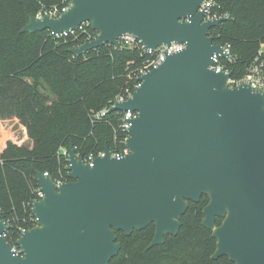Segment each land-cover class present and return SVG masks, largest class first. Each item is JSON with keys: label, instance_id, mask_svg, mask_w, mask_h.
<instances>
[{"label": "water", "instance_id": "1", "mask_svg": "<svg viewBox=\"0 0 264 264\" xmlns=\"http://www.w3.org/2000/svg\"><path fill=\"white\" fill-rule=\"evenodd\" d=\"M205 0H71L59 16L31 15L23 32L49 29L54 37L85 23L95 39L72 47L81 56L123 34L147 48L186 42L149 73L132 97L111 111L132 110L127 154L106 146L93 166L68 149V176L58 184L37 171L44 197L33 201L36 225L16 241L0 219V264H110L131 235L154 224L150 246L177 235L191 201L209 197L202 224L217 239L213 258L264 264V88L231 87L233 72H216L212 56L224 53L211 29L225 18L205 19ZM191 17L190 21H185ZM217 217H223L220 225Z\"/></svg>", "mask_w": 264, "mask_h": 264}, {"label": "trees", "instance_id": "2", "mask_svg": "<svg viewBox=\"0 0 264 264\" xmlns=\"http://www.w3.org/2000/svg\"><path fill=\"white\" fill-rule=\"evenodd\" d=\"M54 5L62 7L63 0H0V119L18 118L34 141L33 147L9 141L0 151V219L9 222L6 238L14 245L36 225L37 171L49 172L55 181L72 180L62 149L73 145L82 157L106 146L125 149L122 112L94 114L134 84L145 60L138 46L105 44L81 56L72 53V47L97 37L89 23L58 37L49 29L22 31L30 15ZM211 14H228L211 35L216 43L231 44L234 59L224 61L234 77L244 76L264 49V0H214ZM208 202L207 195L191 201L180 232L166 235L163 244L150 246L154 224L131 235L116 231L122 247L110 264H236L228 256L212 257L217 239L202 224Z\"/></svg>", "mask_w": 264, "mask_h": 264}, {"label": "built area", "instance_id": "3", "mask_svg": "<svg viewBox=\"0 0 264 264\" xmlns=\"http://www.w3.org/2000/svg\"><path fill=\"white\" fill-rule=\"evenodd\" d=\"M71 5V0H63V6L57 7V8H51L49 10H46L44 12H40L37 16H44L46 14H49L51 16H59L62 12L66 11L69 6ZM214 5V0H205L202 6L199 10H206L205 19H218V18H225L228 17V14H211V8ZM191 17H188L185 19V21H190ZM86 24V23H85ZM84 25V24H83ZM81 25V27L83 26ZM80 27V28H81ZM79 28V29H80ZM75 31L71 32H63L59 36H66L70 33H74ZM93 40V39H90ZM89 41V40H88ZM119 47H140L142 49V56L145 57L144 62L142 63L141 67L139 68L137 74L135 75V82L131 87H128L125 91V93H122L118 95L114 102L107 107H104L97 111L94 114L95 118H100L103 116H106L110 112V107L115 105L117 102L126 101L132 95L134 92L141 87L142 81L140 78L152 71L154 68L158 67L168 55H172L174 53L180 52L184 50L187 46L186 42H172L171 44H163L158 46L157 48H147L142 41L132 35V34H123L118 39ZM224 53H226V56H223L221 53H215L212 56L213 64L211 65V68L215 70L216 72L220 71H226L230 72L231 69L226 65L225 61L232 62L233 56H232V47L231 44H222ZM242 83H249L254 87H261L264 88V49H262L259 54L255 57V59L252 61L250 66L247 69V72L244 76L236 78L232 76L228 79V85L231 87L239 86ZM122 112L121 117V124L120 127L127 133V137L124 139L125 143V149L123 151L115 152L113 151L112 155L115 157H121L124 156L129 152V150L126 147V140L129 137V130L132 125L131 120L136 118L138 116V112L127 110V111H120ZM105 150L101 151L98 155L90 154L88 157H83L84 161L89 163L91 166L94 164V160L98 156H104ZM80 157V155L78 154ZM69 161V159H68ZM45 175L50 174L49 172H44ZM58 184L62 183L61 181H56ZM44 197V192L40 188L38 184V188L36 189V195L32 199V206L34 200H40ZM6 236V233H5ZM13 251L17 255L21 254V248L18 245H13Z\"/></svg>", "mask_w": 264, "mask_h": 264}, {"label": "rangeland", "instance_id": "4", "mask_svg": "<svg viewBox=\"0 0 264 264\" xmlns=\"http://www.w3.org/2000/svg\"><path fill=\"white\" fill-rule=\"evenodd\" d=\"M52 8H57V5L52 6ZM9 141H12L16 145L26 147H33L34 144L33 139L29 136L27 127L23 125L18 118L0 119V151L4 150ZM62 151L68 156V149H62ZM219 218H221V220L220 222L216 221L217 225H220L223 221V217Z\"/></svg>", "mask_w": 264, "mask_h": 264}, {"label": "flooded vegetation", "instance_id": "5", "mask_svg": "<svg viewBox=\"0 0 264 264\" xmlns=\"http://www.w3.org/2000/svg\"><path fill=\"white\" fill-rule=\"evenodd\" d=\"M181 227H182V226H181ZM155 229H156V227H155ZM180 230H181V229H180ZM179 232H180V231H179ZM179 232H178V233H179ZM154 235H155V234H154ZM166 235H168V234H166ZM166 235H165V236H166ZM170 235H171V234H170ZM175 236H176V235H175ZM224 256H226V255H224ZM221 257H222V256H221Z\"/></svg>", "mask_w": 264, "mask_h": 264}]
</instances>
